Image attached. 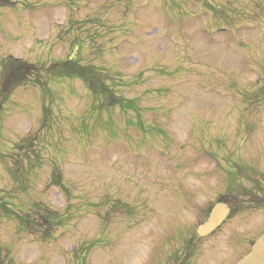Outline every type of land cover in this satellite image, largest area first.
<instances>
[{
  "label": "rangeland",
  "instance_id": "obj_1",
  "mask_svg": "<svg viewBox=\"0 0 264 264\" xmlns=\"http://www.w3.org/2000/svg\"><path fill=\"white\" fill-rule=\"evenodd\" d=\"M7 2L0 264H236L247 256L249 239L264 232V207L250 208L245 183L231 179L234 164L264 174V0ZM68 61L135 100L138 115L97 111L79 79L57 75L54 65ZM20 65L32 73L5 83L8 67ZM222 195L240 196L238 211L196 239L205 206ZM47 210L62 222L44 233Z\"/></svg>",
  "mask_w": 264,
  "mask_h": 264
},
{
  "label": "trees",
  "instance_id": "obj_2",
  "mask_svg": "<svg viewBox=\"0 0 264 264\" xmlns=\"http://www.w3.org/2000/svg\"><path fill=\"white\" fill-rule=\"evenodd\" d=\"M5 0H0V3H4ZM0 4V5H1ZM56 68L58 69L57 75L65 78H75L79 79L86 89L89 91L90 95L96 100L95 109L99 112L101 111H110L112 109H118L124 114L130 112L134 116H137V108L135 100H125L120 96H117L114 93V88L112 85L106 82V80L99 75L94 69L90 67H83L73 61L68 62H60L57 63ZM29 67H25L24 65H20L17 69L8 67L6 70V81L7 84L9 82L14 83V86L19 85L23 80H25L29 74L32 73L33 70H29ZM137 121V120H136ZM29 144L26 143V146ZM28 148V147H27ZM39 223L44 233H48L52 225L60 224L62 220L57 217L52 211H46L43 215H39ZM19 222L22 226L27 227L30 230V225L28 220L23 217H18Z\"/></svg>",
  "mask_w": 264,
  "mask_h": 264
},
{
  "label": "flooded vegetation",
  "instance_id": "obj_3",
  "mask_svg": "<svg viewBox=\"0 0 264 264\" xmlns=\"http://www.w3.org/2000/svg\"><path fill=\"white\" fill-rule=\"evenodd\" d=\"M233 167H234V173L232 174L233 175V178L231 179L232 183H234V181L237 180V178H240L237 184L244 186L243 183H245V187L241 188L242 189L241 192L243 193V197H245L246 200L248 201L250 208H258L259 206L264 207V174L261 171L256 170L254 167L241 168L237 164H234ZM238 173H244L245 175L247 173L248 179H244V177L239 176ZM262 174L263 176H261ZM240 198H241L240 196L237 197L234 195H232V197L228 195L216 196L214 198V202H215L214 204L207 205L208 207L205 206V212L201 224L207 221L213 207L218 204L226 206L227 209L229 210L228 215L226 216L225 220L222 222L224 223L231 215H233L235 211H238L239 209L238 206L239 203L241 202ZM263 207H261V209ZM214 231L211 232L208 236H206V238L212 235ZM262 235H264V232L259 233L256 239L254 240L249 239L248 244L250 245V249L252 248L256 240ZM196 239L200 240L203 238H198L196 236Z\"/></svg>",
  "mask_w": 264,
  "mask_h": 264
},
{
  "label": "water",
  "instance_id": "obj_4",
  "mask_svg": "<svg viewBox=\"0 0 264 264\" xmlns=\"http://www.w3.org/2000/svg\"><path fill=\"white\" fill-rule=\"evenodd\" d=\"M227 214L226 206H216L207 221L197 228V235L204 237L215 230L224 221ZM236 264H264V235L254 243L251 252Z\"/></svg>",
  "mask_w": 264,
  "mask_h": 264
}]
</instances>
